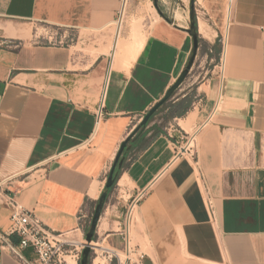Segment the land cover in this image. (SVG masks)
<instances>
[{"label": "crops", "instance_id": "crops-1", "mask_svg": "<svg viewBox=\"0 0 264 264\" xmlns=\"http://www.w3.org/2000/svg\"><path fill=\"white\" fill-rule=\"evenodd\" d=\"M169 1L173 14L154 18L137 46L126 23L129 52L117 61L121 16L111 47L107 38L122 0H0V22H46L78 34L69 47L18 46L5 33L22 31L0 28V182L11 180L0 188L1 229L9 225L7 194L51 230L74 229L126 141L115 182L121 214L136 215L141 264H264V0H228L224 34V0H190V11L198 5L205 15V35L192 18L196 45L190 25L176 18L189 0ZM199 56L211 74L192 78ZM116 222L105 240L127 251ZM3 264L15 263L4 256Z\"/></svg>", "mask_w": 264, "mask_h": 264}, {"label": "rangeland", "instance_id": "rangeland-1", "mask_svg": "<svg viewBox=\"0 0 264 264\" xmlns=\"http://www.w3.org/2000/svg\"><path fill=\"white\" fill-rule=\"evenodd\" d=\"M177 3L182 4L183 2L180 0H175ZM225 2V14H224V26H223V34L225 33V28L227 24V14H228V0H224ZM188 5V6H187ZM157 7L161 11V14H159L156 10V8L153 5L152 0H127L125 9L123 12V27L121 29V33L119 36V46L121 47V51H119V46L117 47V53H115L114 59L117 61L125 60L127 58V54L129 52V41H124L122 38V31H124V28L126 27V23L128 22L132 26L128 30L129 38H133L135 40L136 46L139 44L141 39L146 34L148 27L151 25V22L154 18L158 17H168L169 15H172V4L169 0H157ZM178 8L181 7V5L177 6ZM198 9V10H196ZM200 8L197 5L193 4V9L190 11V0L185 2V13L184 17L181 16V9H178L176 12L180 15L181 23L183 20H185L188 23V26L190 25V18L194 19V22L196 24V27L198 28L201 26L203 30L205 31L206 24L204 23V17L205 15L200 12ZM121 14L118 13L115 17V20L112 21V25L110 27V31H108L109 36L107 38L108 47L113 43L114 41V34H115V28H116V22L120 18ZM198 16V17H197ZM131 21V22H130ZM180 22V21H179ZM199 22V23H198ZM12 26L15 29H20L22 32L20 35L11 34L9 32L5 33L9 36H12V40L14 41L15 45H21L22 43L29 44V43H36L40 45H57V46H63V47H69L74 42H76L77 39V30L69 27H63L60 25H54L46 22H37V21H25V20H14V21H6V22H0V28L2 26ZM218 25H221L218 22ZM128 27V26H127ZM190 27V26H189ZM135 28V29H133ZM26 31H28V34H26ZM96 36L100 37L99 35L105 34V31H99V32H93ZM93 33L84 32L82 33L85 36H90ZM205 35V33H203ZM224 36V35H223ZM217 44H221L220 41L217 42ZM124 46V47H123ZM201 46L202 49H204L207 46V42L201 39ZM77 49L79 48V45L77 44ZM86 48V46H84ZM212 67V64L206 59H204L203 56H199L198 60L196 61L195 68L191 71L189 74L194 78L196 75L200 74L202 75H210V69ZM221 71H222V62H219L216 68V72L214 76H219V80L221 78ZM201 72V73H200ZM194 145L193 142L190 143V146L192 147ZM104 191V190H103ZM96 202L92 205V208L90 209V212L93 215L94 208H95ZM120 201L117 197V185L116 182L111 186L109 190H107V196L105 198V202L103 205V209L100 215V218L97 222L96 230L94 233V236L92 237V244L94 246H90V253L88 257V264H92V260L99 255L100 257L105 259L106 264H141L137 260L136 253L134 251V243L136 239V235L133 229V222H134V215L132 217V220L129 221L128 215H125L124 213L121 214V208H120ZM92 220V216H91ZM122 222L123 225L121 226L123 233H127V239L129 238V247L127 248V251L124 249L121 250H115L109 247L107 244V241L105 240V237L109 233H113L116 230H119L120 227L119 224L116 222ZM131 223V224H130ZM103 224H106L105 228H102ZM127 225V226H126ZM132 225V226H131ZM90 226V225H89ZM131 226V229H130ZM129 228V229H128ZM127 229V230H126ZM104 230V231H103ZM131 230V231H129ZM78 232L70 233L69 236H72V238H76L79 236L76 235ZM98 246H102L101 250H97ZM148 251V248L142 247L140 249V252L142 251ZM139 258V257H138ZM66 260H69V257H65ZM80 263V262H79Z\"/></svg>", "mask_w": 264, "mask_h": 264}, {"label": "built area", "instance_id": "built-area-1", "mask_svg": "<svg viewBox=\"0 0 264 264\" xmlns=\"http://www.w3.org/2000/svg\"><path fill=\"white\" fill-rule=\"evenodd\" d=\"M99 115L97 113V118ZM190 143L186 149L191 147ZM6 183L10 184L11 180L0 182V188ZM3 203L9 206L10 215L8 227L5 230L0 228V264H3L4 256L15 264H79L82 250L85 246L90 247L85 240L91 223L90 210L82 208L79 211L78 224L74 229L55 232L32 211L23 209L13 195L7 194ZM75 232H78V237L69 236ZM26 250L30 254H26ZM65 257H69L70 262Z\"/></svg>", "mask_w": 264, "mask_h": 264}, {"label": "water", "instance_id": "water-1", "mask_svg": "<svg viewBox=\"0 0 264 264\" xmlns=\"http://www.w3.org/2000/svg\"><path fill=\"white\" fill-rule=\"evenodd\" d=\"M152 1H153V5L156 8L157 12L159 14H161V11L157 7V0H152ZM188 32L193 37L194 45H196V40H197L196 39V30H195L194 23L192 21V17H191V24H190V27L188 29ZM188 67L182 72V74L177 79V81L175 82V84L168 90V92L166 93L164 99H166L167 97H169L170 94L173 92V90L183 81V79L185 78V76L187 74ZM160 103H162V102H160ZM160 103L156 104L154 107H152L147 112V114L143 117V119L141 120V122L131 132V134H130L129 137H132L133 135H135L139 131V129L141 127H143V126L146 125V123L148 122L149 118L154 113V111L157 109V107L160 105ZM125 146H126V141L122 142V144L120 146V149L118 151V154H117V156L115 158V161H114V163L111 166V169L109 171V174L107 176L106 183H105V188L106 189L110 188L115 183L116 176H117V172L115 171V168H116V166H120L121 161L118 160V159L120 157V154H121L122 150L125 148ZM106 196H107V190H104L100 194L98 200L96 201L90 226H89V228L87 229V231L85 233V240H86V242L88 244L91 243L92 237L94 236V233H95V230H96V226H97V222H98V220L100 218V215H101V212H102V209H103V205H104ZM89 253H90V247L89 246H85L84 249L81 252L80 263L79 264H88Z\"/></svg>", "mask_w": 264, "mask_h": 264}, {"label": "bare ground", "instance_id": "bare-ground-1", "mask_svg": "<svg viewBox=\"0 0 264 264\" xmlns=\"http://www.w3.org/2000/svg\"><path fill=\"white\" fill-rule=\"evenodd\" d=\"M126 1L127 0H125L124 1V4H122V7H121V18L119 19V21L117 22V25L118 26H120V21L122 20V17H123V12H124V9H125V5H126ZM162 1V0H161ZM188 6V5H187ZM184 13H185V11H184ZM180 17V15L177 13V19H180L179 18ZM131 22V21H130ZM130 27V26H129ZM133 29H135V28H133ZM200 32L203 34V33H205V31L203 30V28L200 26ZM129 31H130V29H129ZM11 32V31H10ZM28 31H26V33H27ZM117 32V31H116ZM206 34V33H205ZM115 46H119V36H118V32L116 33V38H115ZM121 47L122 46H119L118 48L119 49H121ZM124 47V46H123ZM113 57H114V55H113ZM196 173V172H195ZM119 183V185H122L123 184V181L121 180L120 182H118ZM97 185V184H96ZM95 185V186H96ZM124 186V185H123ZM121 189V188H120ZM119 189V190H120ZM121 191V190H120ZM94 192V191H93ZM121 194V193H120ZM132 211V210H131ZM133 211H134V208H133ZM136 211V210H135ZM131 213V212H130ZM134 214V212L132 213V215ZM131 215V216H132ZM136 216V215H135ZM137 219V218H136ZM131 220H132V217H131ZM138 221V220H137ZM131 224V223H130ZM127 226V225H126ZM132 226V225H131ZM131 226H130V229H131ZM142 226V225H141ZM106 227V224H103V226H102V228H105ZM136 228H137V226H136ZM140 228V227H139ZM143 228V227H142ZM129 229V228H128ZM127 230V229H126ZM139 230V229H138ZM104 231V230H103ZM129 231H131V230H129ZM145 237V236H144ZM130 240V239H129ZM89 245L92 247V246H94V244H92V242L91 243H89ZM101 248H103L102 246H98L97 247V250H101ZM150 253V252H149ZM68 262H70V260H68ZM92 264H106V262H105V259L104 258H102V257H100L99 255H97L93 260H92Z\"/></svg>", "mask_w": 264, "mask_h": 264}, {"label": "trees", "instance_id": "trees-1", "mask_svg": "<svg viewBox=\"0 0 264 264\" xmlns=\"http://www.w3.org/2000/svg\"><path fill=\"white\" fill-rule=\"evenodd\" d=\"M110 188H111V187H110ZM110 188H108V189L105 188V190H109Z\"/></svg>", "mask_w": 264, "mask_h": 264}]
</instances>
